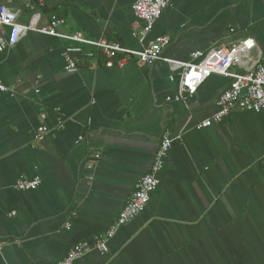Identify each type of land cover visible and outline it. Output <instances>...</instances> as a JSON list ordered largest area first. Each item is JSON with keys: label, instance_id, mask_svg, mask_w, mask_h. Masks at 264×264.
Here are the masks:
<instances>
[{"label": "crops", "instance_id": "obj_1", "mask_svg": "<svg viewBox=\"0 0 264 264\" xmlns=\"http://www.w3.org/2000/svg\"><path fill=\"white\" fill-rule=\"evenodd\" d=\"M136 1L0 4L19 11L21 23L36 16L43 27L56 15L60 33L137 50L169 35L163 56L178 61L196 50L226 52L245 37L257 42L251 56L264 54V0H173L146 35ZM2 31L8 38L10 28ZM79 45L30 30L0 51V77L12 87L0 90V264H57L107 231L151 171L165 129L173 146L146 210L117 230L107 252L91 248L74 264H264V110L236 109L201 127L220 110L231 78L214 74L177 101L180 69L167 61L131 57L120 66L119 53L109 67L104 53L83 44L98 61L74 54L78 68L68 71L65 50ZM21 177L42 182L21 191Z\"/></svg>", "mask_w": 264, "mask_h": 264}, {"label": "built area", "instance_id": "obj_2", "mask_svg": "<svg viewBox=\"0 0 264 264\" xmlns=\"http://www.w3.org/2000/svg\"><path fill=\"white\" fill-rule=\"evenodd\" d=\"M172 3L173 0H137L133 4L135 15L145 21V27L142 30L143 35L153 30L164 10L170 7ZM18 15L19 11L0 4V51L14 46L30 30H37L44 34L75 40L81 45L96 46L101 53L108 57L107 66L109 67L115 65L113 58L119 53L125 56L118 61L117 64L120 66L124 65L126 60L131 57L148 64H153L158 60H165L173 69H180L179 93L173 97L177 101L181 100L185 95H195L200 86L214 74L231 78L230 86L219 97L218 105L220 110L211 118L205 120L200 125L201 127L224 122L236 109L255 112L264 110V54L260 53L257 59L252 58L251 53L257 47L256 39L253 37H245L235 41L226 52L219 48H212L208 51L196 50L191 54L190 61H178L163 56L164 50L171 43L169 35L157 36L149 41L142 50H137L105 38L98 40L89 39L81 32L72 35L60 33L57 30V26L64 23V19L56 15L52 16L49 25L43 27L38 26L36 16L29 23L24 24L18 20ZM5 27L10 28L8 38L4 36L2 31ZM81 45L66 48L64 56L67 61L68 71H76L78 68V58L74 57V54H86L88 57L98 61V54L91 51L85 52ZM239 66L244 67L245 71H237L236 67ZM171 80H175V76L172 75ZM0 90L12 93V87L6 85L1 77ZM173 98L168 97V100ZM45 116L46 114H43V117ZM47 131L48 127L42 125L39 128L38 139H43ZM79 138L83 140L84 136ZM173 141L172 132L169 129H165L151 171L138 180L135 191L121 210L118 219L107 231L99 233L92 240H83L76 243L68 251L65 258L57 264H74L91 248H96L103 252L108 251V241L114 237L117 230L134 220L148 207L152 194L160 184L159 173L164 169ZM41 182L42 179L40 177L33 179L21 177L17 180L15 187L21 191H31L37 189ZM70 227L71 224L68 223L67 228ZM3 245L4 243L0 242V250Z\"/></svg>", "mask_w": 264, "mask_h": 264}, {"label": "rangeland", "instance_id": "obj_3", "mask_svg": "<svg viewBox=\"0 0 264 264\" xmlns=\"http://www.w3.org/2000/svg\"><path fill=\"white\" fill-rule=\"evenodd\" d=\"M252 57H254V56H252ZM254 58H257V56H255Z\"/></svg>", "mask_w": 264, "mask_h": 264}]
</instances>
